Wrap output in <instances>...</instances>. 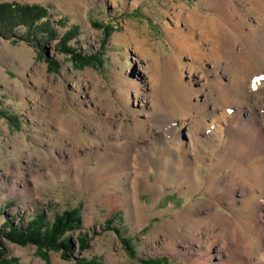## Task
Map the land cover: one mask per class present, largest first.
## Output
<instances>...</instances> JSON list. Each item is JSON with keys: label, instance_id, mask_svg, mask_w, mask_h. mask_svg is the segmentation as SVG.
I'll use <instances>...</instances> for the list:
<instances>
[{"label": "rangeland", "instance_id": "1", "mask_svg": "<svg viewBox=\"0 0 264 264\" xmlns=\"http://www.w3.org/2000/svg\"><path fill=\"white\" fill-rule=\"evenodd\" d=\"M1 2L44 6L56 36L37 47L34 41L0 35V240L5 247L0 264H193L184 252L188 245L197 244L188 238L186 226L179 225L170 231L161 226L191 201L209 198L208 193L184 195L172 188L149 192L140 179L151 158L150 149L145 146L158 136L163 141L156 152L161 154L162 146L167 145L165 134L147 126L148 136L138 135V146L130 155L117 144L115 135L121 129L129 134L139 98L151 100L142 91L135 100L132 86L145 72L151 54L161 51V58L171 55L170 34L164 24L173 25L177 3L189 10L195 8L198 0H138L135 5L132 0ZM199 3L198 10L206 13L203 1ZM67 31L76 35L64 44L62 36ZM18 32L21 35L24 29ZM64 47L83 54H98L100 65L77 66ZM146 47H151L150 53L145 51ZM181 59L189 61L186 54ZM48 61H53L55 67ZM172 76L175 78L167 75L166 84L175 82ZM226 76L224 80L229 79ZM222 101L214 100L209 109L218 108ZM157 102L159 106L161 103ZM198 114L201 115L195 110L192 115ZM61 119L68 123V129L59 139L63 144H54L56 121ZM97 122L104 130L108 129L106 138L94 134ZM179 133L174 141L185 146L189 141L186 128ZM222 144L214 152L205 153L199 147L200 153L193 151L194 156L212 163L217 160L215 154H221L223 164L234 163L233 177L229 179L232 182H226L224 199L216 200L218 210L240 218L241 228L245 225V233L256 236L258 247L263 250L264 146L255 149L247 138L233 145L228 154ZM79 160L82 164L86 162L88 169L82 175L78 173ZM90 170L94 175L91 180L87 172ZM220 172L222 176L227 168ZM202 173L208 175L210 171L205 168ZM149 178L155 180L153 171ZM134 188L146 211L139 219L127 210ZM227 202H231V210ZM258 204L262 207L254 209L253 205ZM65 211H76L81 222L77 229L65 232L59 239L67 244V249H47L43 257L35 244L21 245L6 238L9 227L24 231L29 222L36 221L40 223L36 227L46 233ZM195 213L204 215L207 209L201 207ZM168 241L174 243V250L166 244ZM211 242L215 244V255L230 261L228 264H258L253 248H246V255L237 249V257L229 260L227 252L231 249L222 247L221 238L213 237ZM233 247L236 249V244Z\"/></svg>", "mask_w": 264, "mask_h": 264}, {"label": "bare ground", "instance_id": "2", "mask_svg": "<svg viewBox=\"0 0 264 264\" xmlns=\"http://www.w3.org/2000/svg\"><path fill=\"white\" fill-rule=\"evenodd\" d=\"M132 1L135 5L138 0ZM201 1L206 13L198 10L201 5L199 0L195 3V8L189 10L181 3H177V18L174 19L173 25L164 24L165 30L170 34L171 55L168 58H161V51L151 54L150 61L144 66L145 72L141 78L132 83L135 100L139 98V91L147 94L151 100L147 101L144 96L139 98V109L134 113V122L129 134L121 129L120 133H116L115 141L117 140L116 143L130 155L138 146L139 134L147 135V128L151 126L155 127L156 132L160 129L161 133L165 134L163 138L167 143L162 146L163 152L161 154L156 152L163 141L158 136L150 140L153 141V143L149 142L151 145L148 143L145 146L150 150L152 148L151 151L149 150L151 158L140 173V179L143 180L146 190L155 193L172 188L184 195L208 193L209 198L191 201L183 211L175 212L173 217L165 219L161 226V229L166 231L175 230L179 225L186 226L188 238L197 244L196 247L186 246L188 250L184 252L193 264L230 262L220 255H215L213 252L215 244L211 242L213 237L221 238L222 247L231 249L227 252L229 260L237 257V249H240V254H244L246 248H253L258 264H264V249L258 247L256 236L245 233L246 226L241 228L240 218L231 217L218 210L219 204L216 200L222 199L225 195L226 182L233 177L234 163L223 164L220 160L223 155L215 153L216 162L213 160L214 162L208 163L196 158L193 152L200 153L199 147L203 148L205 153L214 152L216 148L221 147L223 140L225 142L222 144V149L228 154L233 145L247 138L255 149L258 147L262 149L264 146V79H260L255 89L253 88L254 80L264 78V0ZM151 50V47L145 48L148 53ZM184 54L189 57V61H182L181 56ZM257 62H260L259 65L256 64ZM167 75L175 76V78L172 76L175 81L173 84H166ZM224 75H228L229 79L224 80ZM201 96L204 98L201 99ZM218 99H223L222 104L220 106L217 104L218 108L209 109V104ZM157 101L161 103L159 106ZM195 110L201 115L198 114V117L192 115ZM56 123L57 131L54 137L57 140L54 138L52 142L63 144V140L59 139L63 137L68 123L62 119ZM102 126L98 124L94 134L106 138L108 129L104 130ZM183 128H186L189 139L185 146L177 140L174 141ZM166 150L168 153L164 152ZM164 156L167 157L161 159ZM138 158L141 160L142 154ZM78 164V173L82 175V172L88 169L82 164V160H79ZM224 167L227 168V172L219 176ZM205 168L210 171L208 175L202 173ZM150 171L155 173L154 181L149 178ZM87 172L91 180L94 175L91 170ZM235 177L238 180L239 177L237 178V175ZM243 177L244 175L241 178ZM137 193V189L134 188L132 203L127 205V210L129 215L135 214L139 219L141 213L146 215V211ZM252 198L254 196L250 200ZM227 205L231 210V202H227ZM262 205L258 204L255 207L253 205V208H260ZM201 207L207 209L204 215L195 213ZM213 226L217 229H213ZM158 230L155 229V232ZM166 244L174 250L172 245L174 243L168 241ZM234 244L236 249L233 247Z\"/></svg>", "mask_w": 264, "mask_h": 264}, {"label": "trees", "instance_id": "3", "mask_svg": "<svg viewBox=\"0 0 264 264\" xmlns=\"http://www.w3.org/2000/svg\"><path fill=\"white\" fill-rule=\"evenodd\" d=\"M59 25V23H57ZM24 29L23 34H19L18 29ZM36 33L40 37H36ZM0 35L3 37L13 36L19 37L25 41H34L37 47L45 44L49 39L56 36L53 22L50 20L47 9L41 5L19 4L16 2H1L0 3ZM76 34L67 31L62 36L64 44L71 40ZM65 51L70 55L71 59L77 66L100 65V57L98 54H83L76 49L64 47ZM50 66L55 67L53 61H48ZM39 221L35 223L29 222L24 231H20L14 227H9L6 233V238L24 245L32 243L39 248V252L43 257H46L47 249L59 250L60 248L67 249V244L59 241L61 236L70 230L77 229L81 222L76 211L63 212L53 223L49 231L42 233L39 226ZM116 231V230H114ZM117 232V231H116ZM83 244V241H81ZM127 245V241H124ZM5 255L4 244L0 240V258Z\"/></svg>", "mask_w": 264, "mask_h": 264}, {"label": "snow or ice", "instance_id": "4", "mask_svg": "<svg viewBox=\"0 0 264 264\" xmlns=\"http://www.w3.org/2000/svg\"><path fill=\"white\" fill-rule=\"evenodd\" d=\"M260 79H264V78H257L256 80L253 81V88L255 89L257 83L259 82Z\"/></svg>", "mask_w": 264, "mask_h": 264}]
</instances>
